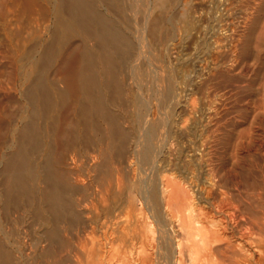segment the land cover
Returning <instances> with one entry per match:
<instances>
[{"label":"bare ground","instance_id":"obj_1","mask_svg":"<svg viewBox=\"0 0 264 264\" xmlns=\"http://www.w3.org/2000/svg\"><path fill=\"white\" fill-rule=\"evenodd\" d=\"M255 1L0 0V264H264Z\"/></svg>","mask_w":264,"mask_h":264},{"label":"rangeland","instance_id":"obj_2","mask_svg":"<svg viewBox=\"0 0 264 264\" xmlns=\"http://www.w3.org/2000/svg\"><path fill=\"white\" fill-rule=\"evenodd\" d=\"M255 5L254 6H256L257 4L259 5V11H256V12H259V14L258 13H256L254 10H251L250 12H251V14H252V16H250V17H252V19L254 18V17H256L255 18V20L257 21L255 24H254V27H252V33H251V39H252V43H257L258 45H260V46H262V49H263V51L262 52H260V51H258V55L256 56L257 58V60L260 62V64H258L256 61H255V64H252V63H254V57L253 58H251V59H249V60H246V62L244 61L243 63H241V65H240V67H241V69H242V71H241V69L239 68L237 71H235L233 74V76H235V77H237L238 79H239V77L241 78V77H246V78H244L243 77V81L240 79L239 81H240V83H239V86L240 87H245V88H254L253 90H250L249 88L247 89V90H249V91H245V88L242 90V93L239 95L238 94V96H236L235 97V99H234V103H233V105H232V107L234 106L235 108L237 107V109H235L234 107L232 108H229L230 110V115L228 116V119H230L229 121H234V120H237V119H239V120H237V121H241L240 122V124H241V126L239 127V129H241L240 131H243V132H246V130H248V128H249V126H250V121H251V117H255L254 116V114L255 115H257L256 117H257V119H258V117H259V119L257 120V123L258 124H260V125H255L256 127L255 128H257V129H255V131H254V140L257 142V143H264V141H263V137H264V132H263V123H264V109H262V108H264V104H263V102H264V64H263V62H264V60H263V58H264V54H263V52H264V6H262L261 4V2H257V1H255ZM260 3V4H259ZM264 5V4H263ZM253 6V5H252ZM252 7V8H256V7ZM260 6H261V8H260ZM263 7V8H262ZM19 9V10H18ZM17 9V11H15V18H16V25H18V27L17 28H19V30L18 29H16V31H15V33H14V37H15V39L17 38L18 39V41H17V43H30V44H28L29 46H28V48H31L32 47V45H31V43H39V41H40V43H42V42H44L46 39H47V37H46V35L44 34H39V33H41V31H42V22H44L45 20H46V18L47 17H43V16H47L46 14H44L41 10H39V12H38V9L39 8H37L36 7V9L34 10V8H26V7H19ZM20 9H22V10H20ZM30 9H33V10H31L30 11ZM220 9H223V7L221 6V8ZM24 11V12H23ZM36 11H37V13H36ZM206 11L208 12V10L206 9L205 11L203 10V11H201L203 14V19H205V22H203L202 24H204L203 26H206L207 24H208V22L207 21H209L210 19L212 20V17L214 16L213 15V13L212 12H210L209 14L208 13H206ZM254 11V12H253ZM29 12V13H28ZM34 12V13H33ZM42 12V13H41ZM229 12H232V13H235V14H237L236 12H233V11H229ZM253 13L256 15H253ZM29 14V15H28ZM30 14H32V15H30ZM35 15V17L33 18V16ZM44 14V15H43ZM259 15V17H260V19H258L259 17H258V15ZM19 15V16H18ZM28 16H29V18H28ZM32 16V17H31ZM37 16V17H36ZM235 16H237V15H235ZM254 16V17H253ZM263 17V18H262ZM17 18H18V21H17ZM32 18V19H31ZM36 18V19H35ZM29 19V20H28ZM38 19V20H37ZM43 19H45V20H43ZM262 19V20H261ZM32 20H33V22H32ZM42 22H41V21ZM35 22V23H34ZM36 22H38V23H36ZM41 22V23H40ZM20 23V24H19ZM0 24H1V22H0ZM27 24V25H26ZM31 24V25H30ZM38 24V25H37ZM39 24H41V25H39ZM30 25V26H29ZM33 26V27H32ZM24 27V28H23ZM26 27H27V29H26ZM24 29V30H23ZM40 30V31H39ZM2 30H1V28H0V42L1 43H6V40H5V36L3 35L4 34V32L2 33L1 32ZM18 31L19 32H21V34L20 33H18ZM26 31V32H25ZM30 31V32H29ZM2 33V34H1ZM17 33V34H16ZM30 33V34H29ZM26 35V38H25V35ZM41 36V38H39L40 36ZM24 36V37H23ZM28 37V38H27ZM44 37V38H43ZM254 38V39H253ZM22 39H26V40H22ZM5 40V41H4ZM37 41V42H35V41ZM26 41V42H25ZM257 44H255V45H257ZM31 45V46H30ZM259 46V47H260ZM258 47H256V49H257ZM255 49V50H256ZM258 50H261L260 48H258ZM25 53H27V52H25ZM261 54V55H260ZM259 55H260V58H259ZM259 58V59H258ZM22 59V58H21ZM253 61V62H252ZM250 62H251V64H250ZM257 63V64H256ZM261 63H262V65H261ZM253 65V66H252ZM256 65V66H255ZM251 66V67H250ZM261 66L263 67L262 69H260L261 68ZM256 67V68H255ZM245 68V69H244ZM253 68H255V69H253ZM247 69H249V70H247ZM253 70V71H252ZM255 70H259L260 71V73H258L259 71H255ZM263 70V71H262ZM238 71H239V75L237 74L238 73ZM252 72V74L250 73V72ZM247 72V73H246ZM237 75H236V74ZM240 73H242V75L240 74ZM255 73V74H254ZM251 74V75H250ZM256 74H257V76H256ZM262 74V75H261ZM241 75V76H240ZM259 75V76H258ZM263 76V77H262ZM255 77V78H254ZM260 77V78H259ZM257 78V79H256ZM255 79V80H254ZM241 82L242 83H244V84H246V85H241ZM251 84H250V83ZM248 83H249V85H248ZM244 92V93H243ZM252 93L254 94V96L252 95ZM244 94H248V95H246L247 97H244L245 95ZM256 94V95H255ZM242 95V96H241ZM196 97V98H194V97ZM193 96H191L190 95V97H189V101L191 100V102H193V103H191V102H189L188 101V103H189V105H192V104H196V103H198V102H200L199 101V96H197V95H193ZM241 96V97H240ZM238 97V99H236ZM244 98V99H243ZM246 98V99H245ZM196 99V100H195ZM242 99V100H241ZM249 100V101H248ZM248 103V104H247ZM262 103V104H261ZM239 104V106H240V109L238 108L239 106H237ZM261 104V105H260ZM197 105V104H196ZM236 105V106H235ZM257 105H259V106H257ZM197 106H200L199 105V103H198V105ZM249 106V107H248ZM251 106V107H250ZM262 106V107H261ZM249 109H248V108ZM233 109V110H232ZM236 111H235V110ZM241 109L244 111L245 109H247V111L246 112H249V113H247V115H246V112L244 111V112H242L241 111ZM252 109V110H251ZM254 109V110H253ZM255 109H256V113L254 112L255 111ZM238 110V111H237ZM242 113H241V112ZM232 112V113H231ZM235 114H234V113ZM238 112H240V114L237 113ZM253 112V113H252ZM259 113H262V114H259ZM235 116H234V115ZM242 114H244V116L242 115ZM233 115V116H232ZM246 115V116H245ZM249 115V116H248ZM248 116V117H247ZM244 119H243V118ZM263 117V118H262ZM235 118V119H234ZM245 118H247V119H245ZM262 121V122H261ZM262 124H261V123ZM256 123V124H257ZM262 127V129L261 128H258V127ZM260 129V130H259ZM245 130V131H244ZM261 131V132H260ZM263 132V133H262ZM259 136V137H258Z\"/></svg>","mask_w":264,"mask_h":264}]
</instances>
